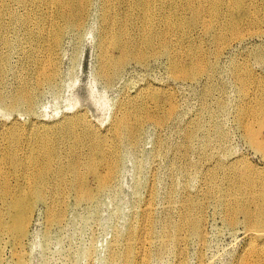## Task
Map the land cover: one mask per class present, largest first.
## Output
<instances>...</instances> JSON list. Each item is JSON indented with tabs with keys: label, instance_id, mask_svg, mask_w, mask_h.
Returning <instances> with one entry per match:
<instances>
[{
	"label": "bare ground",
	"instance_id": "bare-ground-1",
	"mask_svg": "<svg viewBox=\"0 0 264 264\" xmlns=\"http://www.w3.org/2000/svg\"><path fill=\"white\" fill-rule=\"evenodd\" d=\"M94 5V0H0V83L12 56H19L22 68H28L18 75L19 85L8 104L11 110L31 111L36 89L53 84L59 74L62 42L69 33L83 31L89 19L94 23ZM100 10L96 48L99 75L107 80L119 75L129 62L143 63L156 56L167 58L171 79L193 80L204 72L209 74L214 68L210 54L189 39L191 30L203 28L214 46L211 55L217 59L229 42L243 41L242 18H237L242 10L256 36L264 35V0H100ZM182 13L183 18L175 21L174 16ZM206 14L216 18L215 29L205 21ZM182 42L187 45L181 47ZM2 48L9 52L3 53ZM262 56L258 51L253 58L259 60ZM248 65L237 61L231 64L244 96L237 108V121L246 141L264 157V75L255 74ZM159 93L169 100V108L162 114L151 112L145 106L148 103L141 104L133 96L119 104L110 126L104 130L77 113L55 124L36 127L33 123V129L26 133L21 130L24 125L18 123L1 126L0 140L6 141L8 147L0 148V176L12 173V184L6 180L0 183V236H7L14 247L16 264H24L20 246L37 203L47 205L49 224L59 222L66 194L73 193L77 201H93L113 184L124 145H136L149 126L161 129L175 121L178 107L168 89L147 86V101L161 108L157 104ZM0 103H5L2 96ZM201 128V119L190 123L175 147L187 170L192 165L188 160ZM21 135L26 139L25 147L21 145ZM213 138L218 143L226 140L219 125L214 127L213 137H204L203 144L201 140V159L211 156L206 152L202 157V148L210 147ZM158 143L160 152L166 143L164 139ZM236 171L234 163L227 166L217 160L203 179V191L201 188L199 195L179 202V220H165L161 243L179 245L187 234L203 240L202 217L196 211L202 207V192L207 191L209 197L219 199L228 225L235 224L237 215L247 222L251 242L237 264H264V169L258 173H248L247 168ZM217 173L228 181L232 194L219 196ZM238 189L243 191L242 201L232 197ZM173 197L170 191L169 198ZM156 198L154 181L126 242L112 245L110 264H151L149 248L154 236ZM177 264L187 263L180 257Z\"/></svg>",
	"mask_w": 264,
	"mask_h": 264
},
{
	"label": "rangeland",
	"instance_id": "rangeland-1",
	"mask_svg": "<svg viewBox=\"0 0 264 264\" xmlns=\"http://www.w3.org/2000/svg\"><path fill=\"white\" fill-rule=\"evenodd\" d=\"M94 4V23L91 24L92 19H89L83 31L66 36L58 56L59 74L52 85L36 89V102L31 111L8 107L11 93L19 85L18 75L28 69L22 68L24 63L17 55L12 56L10 65L8 60L9 70L0 83V96L5 99V103H0V128L4 123H18L24 125L21 130L26 133L33 129V123L36 127L55 124L77 113L95 128L104 130L110 126L119 104L133 96L134 100L138 97L141 104L148 103L145 106L151 112L162 114L169 108L168 98L159 93L157 104L161 108H154V103L148 102L145 95L147 86L168 89L173 94L179 114L175 121L161 129L153 126L146 128L136 145H124L113 184L93 201H77L73 193L66 194L61 220L53 224L47 222V205L37 203L20 246L24 264H110L112 245L116 241L121 245L126 242L154 181L157 198L155 225L152 227L154 236L149 248L152 252L151 264H177L180 257L187 264H237L251 242L246 231L247 222L237 215L235 224L228 225L219 199L209 197L207 191L202 192V207L196 211L202 217V241L187 234L179 245L165 246L166 243L163 245L160 241V235L165 230L166 219L179 220V202L191 195H199L201 188L203 191V179L217 160L227 166L234 163L236 173L246 168L248 173L263 171L264 157L246 141L237 121V108L244 96L231 64L234 61L243 62L249 64L255 74L264 75V35L256 36L242 10L237 18H242L243 41L229 42L230 45L217 59L211 55L214 46L208 42L203 28L191 30L189 39L210 54L214 68L209 74L204 72L193 80L171 79L167 58L156 56L143 63L129 62L119 75L107 80L99 75L96 48L102 15L100 0H94ZM183 16V13L175 15L174 20ZM204 19L212 29L216 28L214 16L206 14ZM159 27L164 28L161 24ZM186 45L187 42H182L181 47ZM2 51L8 53L9 49L2 48ZM258 51L263 53L259 60L253 58ZM203 105H207L208 109ZM198 119L202 120V128L197 142L192 145L188 160L192 165L187 170L175 147L183 130ZM216 125L226 134V140L218 143L213 138L210 147L202 148V157L206 152L211 156L201 159V140L203 144L204 137H213ZM161 139L166 145L157 152ZM21 145H26L23 135ZM7 147V142L0 140V148ZM217 175L216 182L221 185L219 196L232 194L228 181L221 178L222 173ZM89 179L94 180L92 177ZM4 180L11 183L12 173L2 174L0 183ZM170 191L174 194L173 198H169ZM242 194L243 191L238 189L232 197L242 201ZM13 252L14 247L8 237L0 236V264H16Z\"/></svg>",
	"mask_w": 264,
	"mask_h": 264
}]
</instances>
